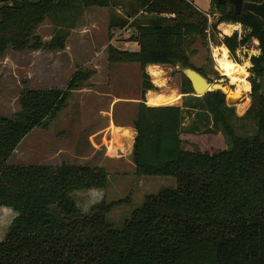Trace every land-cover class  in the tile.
I'll use <instances>...</instances> for the list:
<instances>
[{"label": "trees", "instance_id": "obj_1", "mask_svg": "<svg viewBox=\"0 0 264 264\" xmlns=\"http://www.w3.org/2000/svg\"><path fill=\"white\" fill-rule=\"evenodd\" d=\"M212 4L219 15L212 26L208 14L187 0H11L0 5V55L8 48L42 49L34 31L57 12L133 6L125 18L110 17L109 29H131L129 41L137 43L138 51L108 48L109 64H137L141 72V102L131 124L136 132L132 163L140 176L175 180V188L145 196L120 230L106 219L117 203L101 204L83 214L70 196L105 188V169L7 161L27 134L47 127V119L66 105L69 93L81 89L93 73L77 69L66 90L23 89L19 111L11 117L0 116V208L17 214L0 241V264H264V92L260 82L264 78V24L244 11L236 14L230 3L212 0ZM221 23L238 24L248 31L240 38L234 33L219 40L233 58L250 40L258 42L259 55L249 59L251 89L246 111L238 116L220 91L195 97L184 77L180 91L189 104L160 106L178 100L150 98L149 93L147 103L156 107L147 106L145 93L157 88L145 68L180 63L203 75L187 61V41L206 39L207 31ZM67 37L68 30L57 31L45 47L62 51ZM149 73L154 82L162 75L157 67ZM184 110L195 115L203 111L209 118L201 133L222 132L228 147L209 152L184 150ZM247 119L254 132L238 134L233 124Z\"/></svg>", "mask_w": 264, "mask_h": 264}, {"label": "rangeland", "instance_id": "obj_2", "mask_svg": "<svg viewBox=\"0 0 264 264\" xmlns=\"http://www.w3.org/2000/svg\"><path fill=\"white\" fill-rule=\"evenodd\" d=\"M187 1L200 12L209 15L210 26L218 19L219 15L214 4H211V0ZM117 8H108V21L110 17L117 16ZM121 9L123 13L127 12L128 14L134 11V7L131 5H123ZM93 13L95 11L87 13L86 9L57 12L54 16L46 18L34 31L43 44L42 49L15 51L8 48L5 53L0 55V116L11 117L19 111L18 99L23 89L54 87L66 90L77 69L92 72L93 74L84 82L81 89L69 93L66 105L53 118L47 119L45 129L36 128L22 139L16 152L8 159L7 163L50 166L70 163L105 169L108 174L105 188L78 191L71 194L70 197L83 214L89 213L95 206L101 204L117 203L109 211L106 219L114 229L120 230L131 214L142 205L145 196L156 194L163 189L175 188V180L171 177L140 176L135 172L132 157L128 153L132 140L131 130L120 128L132 122V106L120 103L112 106L110 110V104L105 101L106 98L103 100L100 93H110L119 98H141L140 68L137 64H129V67H111V65L108 67L107 49L104 54L98 52L94 55L89 52L91 49L87 47L91 43V37L88 39L85 36H92L95 32V34H99L96 37L97 43L105 44L108 40L106 33L108 23H104L106 16ZM70 25L73 26L72 29H70ZM226 25L232 29L234 27L235 30L228 33L222 32V26ZM67 30L66 42L68 47L72 46L70 54L60 50H48L45 47L55 32L63 33ZM79 31L84 35H76ZM113 31L116 35L118 34L114 29ZM131 31L117 35V39L130 35ZM232 32L240 36L248 33L238 24L221 23L214 31L208 30L206 39L190 38L185 47L188 63L195 69H199L212 84H222L227 92L233 91L234 87L221 74L214 55H216L215 49L220 50L222 47L226 49L219 44V40L224 36H232L230 35ZM111 36L114 35L110 34ZM121 41L123 39H118L114 43ZM78 43L82 44L81 48L78 47ZM131 43L129 51L137 52L138 48L134 44L136 42ZM258 55V42L254 39L239 48L235 52L234 58L228 52V57L237 66L248 65L245 68L248 83L250 77L248 70L251 67L249 59ZM93 66L96 68L94 71L92 70ZM161 69L163 71L162 83L160 87H156L157 90L151 94L150 98L162 96L176 98L178 102H181L180 105H176V103L160 106L189 104L190 99L180 91L182 73L171 65L162 66ZM96 75L99 81L92 83ZM149 78L152 84H158V82H152L154 78ZM260 82L261 92H264V78ZM172 90L175 91L174 94L167 96L165 91ZM234 94L241 96V100L238 102L242 104L241 110H237L238 103L232 106L235 107L236 114L241 116L249 106L250 90L238 92L235 85ZM198 102L191 104L194 105ZM207 118L209 117L203 111L195 115V112L191 110H184V123L181 132L184 150L209 152L224 150L228 147L227 137L222 132L201 133L203 127L207 125L205 120ZM233 125L238 134L254 132L251 120L236 121ZM196 130L198 131L196 132ZM93 133L97 135L94 137ZM120 201L123 203L118 204ZM16 216L17 214L12 209L0 208V241L3 240Z\"/></svg>", "mask_w": 264, "mask_h": 264}, {"label": "crops", "instance_id": "obj_3", "mask_svg": "<svg viewBox=\"0 0 264 264\" xmlns=\"http://www.w3.org/2000/svg\"><path fill=\"white\" fill-rule=\"evenodd\" d=\"M211 4H212V0H211ZM212 6V5H211ZM95 11V13H93V14H103L104 16H106L105 17V20H104V23H108V31L106 32L107 34H108V40H107V43H105V44H101V43H97V36L99 35V34H95V32H93V35L92 36H90V35H88V36H85L86 38H90V41H91V43L88 45V47L87 48H89V49H91V51H89L91 54H98V52H100V54H104V52L106 51V49H107V52H106V61H107V57H108V47H113V48H116V49H118V50H120V51H128V52H133V51H129V49L131 48V41H129V38H130V36L132 35V31H131V29H129V28H124V29H114L115 31H117V35H120V34H125L126 32H129V31H131L130 32V35H128V36H123V38H118L119 40H121V39H123V41H121V42H118V43H114L116 40H118L117 39V35L115 34V32L113 31V29L112 30H110L109 29V21H108V18H109V16L107 17V15H108V8H87L86 9V12L87 13H89V12H94ZM126 11V10H125ZM140 14H141V12H140ZM116 15L117 16H119V17H121V18H125L126 16H125V13H123L122 12V9L121 8H117L116 9ZM214 15V14H213ZM102 19H103V17H102ZM131 21V20H130ZM110 30V31H109ZM109 32H110V34H113L114 36H111L110 37V34H109ZM75 34V33H74ZM76 35H78V36H83L84 34H82V32H77V34ZM135 45H136V47L138 48V45H137V43H134ZM78 45V47L79 48H81L82 47V44H80V43H78L77 44ZM70 49H72V46H69L68 47V45H67V42L65 43V48H64V50H62L64 53H69L70 54ZM107 65H108V67L111 65V67H126V66H128L129 67V64H121V63H116V64H108V61H107ZM155 67H157L158 68V70L159 71H161L162 72V74H163V71H162V69H161V65H149V66H147L146 68H145V72H146V74L149 76L150 75V73H149V69L150 68H155ZM89 68H92V67H89ZM136 69V68H135ZM92 70L94 71V70H96V68H95V66H93V68H92ZM149 77H151V75L149 76ZM152 78V77H151ZM99 81V78H97V75L96 76H94V79L92 80V83H95L96 81ZM153 83H154V80L152 81ZM101 84H103L104 82H100ZM107 83V82H106ZM162 83V75L160 76V78H159V81H158V84H153L155 87H160V84ZM154 91H148V92H146L145 93V95H144V99H145V104L147 105V106H149V107H156V106H152V105H149L148 103H147V96H148V94L149 93H153ZM166 92V94L167 95H172V94H174V90H172V91H165ZM100 95H101V97H103V100H104V98H108L107 100L105 99V101H107L109 104H110V110H111V107L112 106H115V105H118V104H125V105H129V106H132V110H133V119H134V117H135V115H136V110H137V104L139 103V102H141V98H139V99H135V98H119V97H115V96H113V95H111L110 93H105V92H102V93H100ZM108 96V97H107ZM179 97H180V95H178ZM180 101L176 104V105H180ZM131 124H132V122L131 123H129V124H126V125H123V126H119L120 128H126V129H129V130H131V133H132V140L130 141V151L128 152L129 153V155H131L132 154V149H133V144H134V139H135V136H136V132H135V130L132 128V126H131ZM95 135H97L96 133H93V135L92 136H94L95 137ZM122 141V140H121ZM129 143V142H128ZM123 146V145H122ZM18 147H19V145H18ZM17 147V148H18ZM124 147V146H123ZM17 148H16V150H17ZM16 150L14 151V153L16 152ZM13 153V154H14ZM12 154V155H13ZM11 155V156H12ZM10 156V157H11Z\"/></svg>", "mask_w": 264, "mask_h": 264}, {"label": "water", "instance_id": "obj_4", "mask_svg": "<svg viewBox=\"0 0 264 264\" xmlns=\"http://www.w3.org/2000/svg\"><path fill=\"white\" fill-rule=\"evenodd\" d=\"M11 0H0L1 4L9 3ZM218 3L226 4L230 3L236 14H240L242 11L258 18L264 24V0L260 3L251 2L247 0H218ZM178 71H180L184 78L190 83L193 95L195 97H201L207 92L220 91L225 95V101L227 104V92L224 90L222 84H212L208 79L189 67H184L180 63L174 65ZM244 106V105H243ZM237 110L240 111L242 104L236 105Z\"/></svg>", "mask_w": 264, "mask_h": 264}, {"label": "bare ground", "instance_id": "obj_5", "mask_svg": "<svg viewBox=\"0 0 264 264\" xmlns=\"http://www.w3.org/2000/svg\"><path fill=\"white\" fill-rule=\"evenodd\" d=\"M221 30L222 32L228 33L232 30H235V28L233 27L232 29L228 26H222ZM215 52V62L223 76H225L232 85H236V89L238 92L249 91L250 85L246 81L247 72L245 71V68H247L248 65L246 64L244 67L237 66L233 61L230 60L227 50L223 47L220 50L215 49ZM226 96L227 105L230 107L236 105L241 100V96L232 93V91H228Z\"/></svg>", "mask_w": 264, "mask_h": 264}, {"label": "built area", "instance_id": "obj_6", "mask_svg": "<svg viewBox=\"0 0 264 264\" xmlns=\"http://www.w3.org/2000/svg\"><path fill=\"white\" fill-rule=\"evenodd\" d=\"M207 18L209 19V15H206ZM227 26V25H226ZM229 27V26H228ZM233 31V30H232ZM208 32V31H207ZM234 33L232 32L230 35H233ZM238 37L240 38V35L238 34Z\"/></svg>", "mask_w": 264, "mask_h": 264}, {"label": "flooded vegetation", "instance_id": "obj_7", "mask_svg": "<svg viewBox=\"0 0 264 264\" xmlns=\"http://www.w3.org/2000/svg\"><path fill=\"white\" fill-rule=\"evenodd\" d=\"M227 4V3H226ZM222 74V73H221ZM223 75V74H222ZM231 86H233L234 87V89H233V91H232V93H235V86L234 85H232L231 84Z\"/></svg>", "mask_w": 264, "mask_h": 264}]
</instances>
